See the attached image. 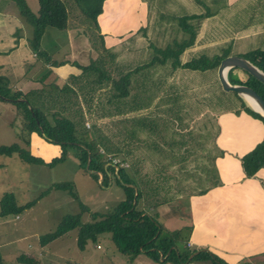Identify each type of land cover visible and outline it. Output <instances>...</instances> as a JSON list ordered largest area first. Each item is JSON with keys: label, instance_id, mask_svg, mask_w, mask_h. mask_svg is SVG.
Masks as SVG:
<instances>
[{"label": "trees", "instance_id": "1", "mask_svg": "<svg viewBox=\"0 0 264 264\" xmlns=\"http://www.w3.org/2000/svg\"><path fill=\"white\" fill-rule=\"evenodd\" d=\"M8 1L15 5L18 17L31 27L30 35L26 37V45L35 58L42 60L49 66L65 63L64 61L53 60L40 45L45 27H53L59 31L67 28L65 4L61 0H36L37 11L32 13L25 0ZM73 1L78 7L80 15L91 21L88 27L92 26V32L94 30L97 32L96 18L101 13L104 0ZM199 17L195 15L179 16L177 25L182 32L187 34V37L179 40V42L172 41L171 46L167 44L164 47H157L148 43L152 53H159L160 57L153 54L141 66L124 71L112 68V66L109 67V60L113 57L103 45L97 49L98 56L89 64L79 65L75 62H69L79 69L78 74L69 75L66 79L75 84L76 92L65 83H61L58 87L50 85L46 89L42 86H34L16 90L9 87L5 77L0 75V99L12 103L15 108L14 120L17 118L20 120L21 127L17 136L21 137L26 146L29 145L31 136H33V140L36 137L42 138L46 142L55 144L59 151L57 155L43 159L17 143H10L8 145L0 144L1 155H15L26 163L52 166L64 161L68 150L72 149L80 167L84 168L88 159V166L85 170L100 173L101 184L104 181V176L112 174L115 177L116 185L123 190L122 200L104 213L90 212V219L87 221L81 220V212L61 216L53 230L41 234L37 238L40 247L74 230L75 243L80 250L87 241L94 242L98 236L107 234L117 252L131 256L142 252L153 261H158V256H163L168 251L166 258L170 256L178 259L179 263L177 261V264L184 261L194 262L193 264H228L206 248L189 249L185 243L182 258L177 246V243L181 242L179 235L181 229L169 231L163 227L157 218L158 213L155 208L168 203L175 197L174 193L177 192V190L172 189L170 184L174 176L169 173V169L174 166V163L184 161L191 152L190 149H194L193 146L197 147L199 151L207 149L201 145L199 133L192 134L191 131L187 130L185 136V124L181 121L185 103L182 101L177 103L176 101L174 109L169 107L163 110L167 113L166 118L162 117V114L159 117L158 113H153V117L125 115L143 109L149 103L134 91L136 88L144 91V82L147 77H145L144 82H136L134 77L132 78L133 74L150 66H165L170 72L175 71L176 68L202 72L213 70L214 72L219 60L229 55L230 45L227 44V46L220 48L219 52L212 55L200 54L197 57L181 61V52L194 42L195 23ZM97 36L102 35L97 33ZM241 56L264 72V50L255 48ZM234 71L238 72L244 80L239 81L235 76L232 78ZM226 78L230 83L250 86L264 101V84L245 71L232 67L227 71ZM215 82L216 87L219 88L217 80ZM219 92L216 98L223 102L221 110L227 109V107L231 108L230 105L239 103L242 110L261 120L264 125V119L245 105L234 92L221 90ZM17 98H21V100H17ZM180 109L181 114L177 115V111ZM171 112L173 113L170 114ZM85 116L92 120L105 116L111 117L110 121L115 129L104 132L103 126L94 121L90 125L91 128L87 130L83 126ZM118 124L121 125L120 128L117 127ZM139 128H144L147 131L146 134L151 137L144 144L148 148L147 155L144 156L137 154L138 142L137 140L134 141L136 130ZM166 129L168 130L166 137L161 135L159 141L155 140L153 134L157 135ZM86 132L90 133V138L85 136ZM126 135L128 141H125ZM150 152L155 155L150 157ZM218 153L221 151L218 150ZM201 154H204L203 156L210 159L211 161H208L212 163L214 155L206 151ZM118 155L121 156V160L113 161ZM238 159L243 178L254 177L257 169L264 165V135L251 150L239 156ZM204 167H200L202 173H205ZM202 182L208 183V178H202ZM50 189L64 190L70 197L77 199L75 192L65 183L49 186L39 194V197ZM205 190L201 188L199 193ZM34 202L35 200H31L23 205H17L12 193H4L0 197V217L7 214L16 215L25 208H29ZM81 210L87 211L83 207ZM186 229H190V227L187 226ZM189 256L191 257L187 261ZM14 263L41 264V260L35 253L21 251L14 257ZM0 264H2L1 256ZM238 264L251 263L239 262Z\"/></svg>", "mask_w": 264, "mask_h": 264}, {"label": "rangeland", "instance_id": "2", "mask_svg": "<svg viewBox=\"0 0 264 264\" xmlns=\"http://www.w3.org/2000/svg\"><path fill=\"white\" fill-rule=\"evenodd\" d=\"M61 1L65 4L67 11L66 30H69L70 34L75 33L79 39L80 37L82 38L81 34L84 31L87 42L89 41L93 50L96 51L100 48L104 44L103 37L97 36L98 31L96 32V30L92 32V26L88 27L91 21L80 15L78 7L73 0ZM215 1L217 3L215 5L216 8L223 7V0ZM6 2L16 8L12 2L8 0ZM25 2L29 10L32 13H36L37 1L25 0ZM105 2L103 1L102 3V14L105 13ZM237 8L233 6L231 8L223 7L222 12L216 18H207L204 25L210 31L207 32L209 36L206 38V42L203 43L201 41L200 44L195 45L181 59L188 60L203 54V52L211 55L214 54L218 48L227 46V37L224 35H227V32H232L235 27L240 26L242 23L253 24V32L255 31V33L240 40L239 44L236 43V45L238 44L237 47H240L243 53L248 49L264 48V1H256L250 9H246L245 7L242 10H238ZM259 9L262 10V18L259 14L260 12L255 13ZM107 13H111V11H106L105 14L109 18H114V20L121 14L119 21L112 20L110 25L115 30L122 29V33L131 34L127 39H124V37L121 38V41L123 40V44L127 48L126 51L123 50V44L117 49H115L117 46L112 48L116 55L119 56V60L122 61V64H127L130 69L141 66V64L146 62L154 54L148 47V43L155 44V42L149 38L151 35H148L146 31H149L152 27V21L154 23L155 20L148 17L150 20L139 22V29L135 30L136 27L133 29L134 22H132L134 19L133 15H126L123 20L124 13L122 14L118 10L117 14L110 16ZM78 14L80 16H75ZM100 14L96 18L98 29L103 24L102 14ZM103 18L104 20L106 19L104 14ZM23 23L27 36H29L31 27L27 23ZM258 24L261 26L260 32L257 29ZM159 27L163 28L164 33L158 38L159 43L157 47H164L167 44L171 46L170 40L175 38L176 41L179 38V33L176 31L172 20H163L160 23L156 22V26L154 28L152 27V30L156 31ZM125 28L126 30L124 31L123 29ZM46 30L52 33H59L61 37H57L56 42L61 44L62 48L70 49L69 39L67 35H64L65 32L53 27H45L44 32ZM238 34L236 32L235 36L237 37ZM144 35L148 36L145 38ZM122 54H124L123 59L120 56ZM154 55L160 57L159 53ZM62 57L63 54L60 52L52 56L55 60H59ZM68 57H71L70 53ZM92 60L94 59H88L87 64ZM40 61L44 63L42 60ZM111 66L112 64L109 62V67ZM42 71L44 72L43 69ZM234 76L232 75V78ZM133 77L136 82H144L145 77H147L144 82V91L137 90V88L134 91L149 103L143 109H138L125 115H148L149 117H153V113H158L159 117L162 114L161 116L166 118L167 113L163 110L169 107L174 109L175 102L177 101L179 103V101H182L185 103L183 105L184 112H182L183 118H181V121L185 124V136L187 135V130L191 131L192 134L199 133L198 136H200L201 145L205 149L207 148L206 150L201 149L199 151L197 147L193 146L194 149H190L191 152L184 161L173 164L174 166L169 169V173L174 176L170 184L173 190H177L174 193L175 197L168 203L155 208L158 213L157 218L165 229L169 231L181 229L179 232L181 242L177 243V246L183 258L184 252L182 251L185 249L184 243L188 246L185 241L189 233V229H186L190 218L189 213L187 214V198L191 195L199 194L200 187L205 185L203 183L204 181L202 182L203 175L206 174L205 176L212 186H214L211 182L213 172L217 176V168L211 164L210 159L204 157V154L201 153L206 151L214 156L218 154V149H214L213 137L217 127L215 125V114L223 105V102L216 98L221 89L220 87H216V76L213 70L202 72L200 70L189 71L188 69L176 68L175 71L170 72L168 67L165 66H150L133 74ZM164 77H166V80L164 79L162 81ZM6 81L8 83L7 78ZM158 81H160V84H158ZM9 83L12 84L10 80ZM155 83L157 85H154ZM52 86L58 87L54 84ZM192 98L198 100V102H193ZM219 105L220 107H218ZM230 106L232 108L239 107L237 103L234 107L232 105ZM14 112L15 108L11 102L0 99V144L8 145L10 143H17L19 146L24 147L43 159H48L58 154V147L55 144L46 142L39 137H36L34 140L31 139V143L26 146L22 142L21 137L17 136V132L21 126L18 118L14 120ZM180 114L181 109L177 111V115ZM111 119V117L105 116L92 120L88 116H85L83 126L89 130L91 123L95 121L96 124L103 126L102 130L104 132H110L115 129L110 121ZM120 126V124L117 125L118 128ZM163 131L157 135L153 134L155 140L159 141L161 135L166 137L168 130L166 129L164 131L165 133ZM146 132L144 128H139L135 133L136 139L134 141L137 140L138 142L137 154L142 156L147 155L148 148L144 144L151 138ZM85 136L90 138V133L86 132ZM125 137V141H128V136L126 135ZM72 152V149H69L65 160L52 166L26 163L15 155L4 156L0 154V197L4 193H12L17 205H23L28 201L35 200L29 208H25L16 215L7 214L0 217V256L2 264H15L14 257L21 251L37 254L41 260V264H177L178 259L170 256L166 258L168 251L163 256L159 255L158 261H153L142 252L133 256L119 253L109 240L107 234L98 236L94 242L87 241L81 250L76 246L74 230L55 238L43 247L38 245L37 238L41 234L53 230L61 216L81 212V220L87 221L90 219V212L97 211L104 213L123 199V190L116 185L115 177L112 174L104 176V181L101 184L100 173L85 170V165L84 168L80 167L77 158ZM221 152L223 154V151ZM150 154V157L155 155L153 152H150ZM120 160V155L113 159V161ZM123 166L125 167L126 165L124 164ZM202 166H205V173H202L200 170ZM56 183L68 184L77 195V199L70 197L66 191L59 189H50L39 197V194L43 190ZM202 188H205V186ZM81 207L87 211H82ZM187 248L191 249L192 247ZM193 263L184 261L181 264Z\"/></svg>", "mask_w": 264, "mask_h": 264}, {"label": "crops", "instance_id": "3", "mask_svg": "<svg viewBox=\"0 0 264 264\" xmlns=\"http://www.w3.org/2000/svg\"><path fill=\"white\" fill-rule=\"evenodd\" d=\"M6 1L0 0V75L7 78L8 86L16 90L34 86H42L46 89L53 84L59 86L61 83H65L76 92L75 84L66 79L69 75L78 74L79 69L69 62L86 65L88 59H95L98 54L97 50H93L89 41L87 42L84 31L80 39L75 33L70 34L69 30L62 31L69 39V49L62 48L61 44L56 42L57 37H61L59 33L46 30L40 39L41 47L51 58L54 54L62 53L63 57L56 61L65 62L62 65L49 66L36 59L28 49L24 23L18 17L16 8ZM104 1H106L105 13L111 11V13H107L109 16L117 14V10L122 14L124 13L123 20L126 15H133L132 22H134L133 29L136 27L135 30L139 29V22L149 18L155 20L154 23L151 20L153 28L156 26V22L172 20L176 31L179 33V38L176 41L187 37V34L178 27L177 18L183 15L200 16L196 20L197 23H195L194 42L181 52V59L195 45L200 44L201 41L206 42V38L209 36L207 32L210 31L204 25L207 18H216L222 12L223 7L231 8L233 6L234 8L238 7V10L245 7L250 9L258 0H223V7L218 8L215 7L217 4L215 0ZM105 13H103L106 16L104 20L101 11L103 24L99 27L97 33L103 37V47L109 53L111 52L113 58L109 62L112 64V68H118L122 71L130 69L127 64H122L119 56L112 48L115 46H117L115 49L121 47L123 44L121 38L127 39L131 34L122 33V29L115 30L112 28L110 22L114 18L107 17ZM255 13H259L262 18L261 9ZM120 15L114 21H119ZM242 24L235 27L232 32H227V35H224L227 37V44L230 45L229 55L241 56L248 50L250 51L248 49L243 53L241 48L237 47L240 40L255 33V31L253 32V24ZM152 27L149 29L150 33L148 30L146 33L151 35L149 38L155 42L153 45L158 46V38L163 35L164 30L159 27L156 31H153ZM257 29L258 32L261 31L259 24ZM123 30L125 31L126 28ZM236 32L237 34L239 32L237 37L235 36ZM172 41H175V38L170 40L171 43ZM236 43L238 44L236 45ZM124 46L125 44H123V50L126 51L127 48ZM261 49L264 50V48ZM219 50L220 48L217 52ZM69 53L70 58L68 57ZM203 54L210 55L206 52H203ZM120 56L122 59L124 58V54ZM181 61L184 60L181 59ZM233 73L239 81L244 80L238 72L234 71ZM166 77L162 78V81L166 80ZM9 80L12 84L9 83ZM192 101L198 102L193 98ZM237 104L239 105V103ZM220 109L215 114L217 132L213 139V145L215 149L223 151V154L217 152L218 154H215L212 158L211 164L217 168V176L214 173L212 175L213 179H211L214 186L209 181L204 185L205 191L187 198V214L190 215L188 225H186L190 227L186 240L187 247L206 248L228 264H238L239 262L264 264V165L257 169L254 177L243 178L238 159L239 156L251 150L261 140L264 135V125L261 120L245 112L240 107ZM31 139L33 140V136L30 138V143ZM205 175H203V178L206 177Z\"/></svg>", "mask_w": 264, "mask_h": 264}, {"label": "water", "instance_id": "4", "mask_svg": "<svg viewBox=\"0 0 264 264\" xmlns=\"http://www.w3.org/2000/svg\"><path fill=\"white\" fill-rule=\"evenodd\" d=\"M237 67L248 73L257 81L264 84V72L248 59L239 55H227L221 58L215 69V76L220 89L223 92H234L252 111L258 113L264 119V101L261 96L250 86L245 84L230 83L226 78L227 71ZM21 100V98H17ZM88 166V159L85 168ZM191 256L187 258V261Z\"/></svg>", "mask_w": 264, "mask_h": 264}]
</instances>
